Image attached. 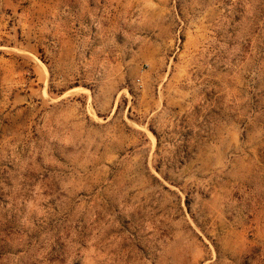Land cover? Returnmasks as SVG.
<instances>
[{
  "label": "rangeland",
  "instance_id": "rangeland-1",
  "mask_svg": "<svg viewBox=\"0 0 264 264\" xmlns=\"http://www.w3.org/2000/svg\"><path fill=\"white\" fill-rule=\"evenodd\" d=\"M0 264H264V0H0Z\"/></svg>",
  "mask_w": 264,
  "mask_h": 264
}]
</instances>
